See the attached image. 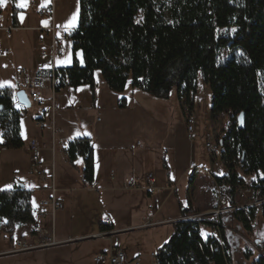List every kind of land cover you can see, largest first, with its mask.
<instances>
[{"label":"trees","instance_id":"trees-1","mask_svg":"<svg viewBox=\"0 0 264 264\" xmlns=\"http://www.w3.org/2000/svg\"><path fill=\"white\" fill-rule=\"evenodd\" d=\"M9 1L17 27L20 0ZM71 39L72 65L57 70L62 81L68 79L67 87L94 89L95 74L100 72L114 93H123L131 82L134 89L155 99L169 100L177 91L180 100L190 101L202 72L212 92L213 113L231 116L219 140L221 161L228 168L224 175L214 176L215 184L225 191L230 205L237 206L236 190L248 187L238 167L255 176L250 188L257 204L234 212L233 218L248 231L259 216L264 220V0H80L79 22ZM224 51L231 56L220 63ZM16 95L11 87L0 89V130L10 149L23 146L21 120L27 110L18 109ZM241 114L244 129L238 126ZM64 153L74 168L83 160V185L92 186V140L70 141ZM32 197V191L20 187L0 192V231L12 236L17 228L35 226ZM182 214L194 212L182 207ZM203 224L209 223L176 222L172 237L158 250L161 264H233L224 222L223 244L204 237ZM37 235L35 230L32 236ZM244 257L254 256L245 252ZM253 264H264V245Z\"/></svg>","mask_w":264,"mask_h":264},{"label":"crops","instance_id":"crops-1","mask_svg":"<svg viewBox=\"0 0 264 264\" xmlns=\"http://www.w3.org/2000/svg\"><path fill=\"white\" fill-rule=\"evenodd\" d=\"M48 1L20 0L17 5L26 4V7H17V27L13 24L10 1L7 0L5 8L0 11V24L5 27H15L16 30L13 32H19L13 43V33L11 37H6L3 33H0L3 44L12 50L11 56L0 59V71L17 70L14 74L16 86H11V88L17 93L24 91L29 100L30 89L27 78L20 76L19 71L26 69L31 75L36 74L46 78L49 77L51 70L50 62L40 60L41 39L46 42H49V39L36 31L37 28L50 27L52 24L51 21L41 19L37 14L38 7ZM57 4L56 11H58L59 18H56V27L58 35L64 37L71 34L78 25L68 32L66 21L61 18L62 8L66 3L60 0ZM74 7H78V12H80V0H74ZM29 40L33 41L39 49L38 59L31 54L30 50H27L28 45H30ZM67 44L70 45L72 52L71 43L65 42V54ZM65 54L57 60L58 68H67L72 65L73 55H71V59L66 60L64 59ZM18 61L28 63L29 67L23 66L15 69ZM95 78L94 89L90 86L66 87L61 93L56 94L54 104L51 100L50 83L47 80L44 81L41 93L46 100V106L41 108L33 102L35 105L33 111L29 113L27 108L24 112L21 120L23 146L20 149L5 147V141L0 130V141H2L0 142V192L11 190L14 187L32 191L34 212L38 210L43 201L53 196V186L56 189V198L63 202L64 206V200H70V198H67L70 193H78L75 199L70 200V203H75V201L85 197L82 195L87 192H98L102 205L108 212L105 218L112 221L115 230L116 219H118L116 212L119 210L130 211V222L136 223L133 228L145 226L150 219H156L160 224L174 225L183 216L182 207L191 208L194 212L193 216H202L209 213L212 204L215 203L213 196H215L216 184L212 175L213 172H204L194 165H189L177 180L172 179V165L168 161L166 162L165 159H161L164 151L167 154L174 153L175 135L178 133L176 130L179 129H170L168 124L155 116V108H158L159 105L153 101V97L134 89L131 82L130 85L127 84L123 93H114L109 89L100 72H96ZM122 99H124L122 102L123 107H120ZM18 109H22L21 105L18 106ZM40 115H44V119L48 124L54 125L56 129L54 136L53 129L50 127L45 129L37 127L34 117ZM84 137L90 138L94 146V183L99 185L97 190L92 188L94 184L88 187L83 185L81 173L83 165L82 167L78 165L80 161L83 164V160L79 159L76 162V168H74L64 153L67 143ZM31 141L49 146L47 150H43L41 153V165L48 176L46 181H41L34 173L35 167L31 161L29 150ZM53 145L54 149L52 150ZM157 155H159V166L156 168L158 174L154 178L155 186L163 189L170 184L173 188L162 191L158 196L147 193L149 196H155L154 200L151 201L154 208H149L141 201V194L146 188L142 186L148 185L146 177L151 175L149 171L155 163ZM177 161V159H174V162ZM210 162L212 163V161ZM160 163L170 174L167 181H165L164 175L160 176ZM211 165L213 170V164ZM198 172L202 174L200 175ZM185 177H188V182L184 184L183 193V196L186 195L187 197L186 201L179 196L181 181ZM125 179L137 182L143 190H124ZM189 183V188H186ZM79 184L82 185V188L78 187ZM9 185L11 186L10 189L8 188ZM83 204L84 201H82ZM60 213H57V215ZM50 220L52 224L47 227L46 225L50 224ZM223 220L228 230H230L232 222L239 225L233 215H226ZM57 227L56 230H58ZM203 227L208 229L206 225ZM42 229H53L57 236L55 218L52 219L49 216L44 220H36L35 226L17 228L15 233L19 230L22 235L17 238L12 237L8 249L0 251V256L9 254L8 252L11 251L16 240L26 238L23 241L30 242L36 237L32 236L33 232L37 230L39 234ZM103 229L100 220L98 232ZM67 239L69 238H60L59 240L64 241ZM101 242L106 246V249L104 248L101 253H105L109 249V243L106 241ZM125 251L129 259L136 257L131 256L130 250L126 249ZM59 255H62V253ZM8 256H11V260L7 264H43L42 259H47L39 250L9 254ZM56 256V254L49 256L51 258L50 263H58L61 258L58 259ZM148 258L150 259V256Z\"/></svg>","mask_w":264,"mask_h":264},{"label":"rangeland","instance_id":"rangeland-1","mask_svg":"<svg viewBox=\"0 0 264 264\" xmlns=\"http://www.w3.org/2000/svg\"><path fill=\"white\" fill-rule=\"evenodd\" d=\"M59 1L60 0H57V3ZM61 2L66 3L62 8L61 18L63 21H66L68 32H70L78 25L79 9L78 7H74V0H61ZM57 12L58 11H56V18H59ZM74 15H76V20L73 26V24H70L69 22ZM226 32L227 31H222L224 34ZM228 33L232 34L233 30H229ZM18 34L19 32L17 31L13 32L12 43L15 42ZM29 41L30 45H28L27 50H30L31 54L38 59L39 49L33 41ZM71 55V47L67 44L64 59H71ZM230 56L231 54L228 51H224L220 56V63H225ZM22 63L23 62L18 61L15 69L23 66L26 68L29 67L28 63ZM16 71L17 70L13 71L11 69L0 71V84L4 85L2 88L16 86V82L14 81V74ZM152 99H154L153 101L159 105L158 108H155V116H157L162 122L168 124L170 129H179L176 130L178 133L175 135L176 144L175 147H173V150H175L174 153L170 152V154H167L166 151H164L162 152L161 159H165L166 162L168 161L169 164L172 165V179L177 180L189 165H194L196 168H199L204 172H213V178L217 175H224L227 172L228 167L221 161V157H218L217 159V162H219V168H214V170H212V163L210 162L211 156L206 150V144L219 142L224 132L228 129L231 116L226 113H213L212 92L209 85L205 82L202 72H199L197 75L196 91L192 95L190 101L186 99L183 101L180 100L177 91H174L171 94L169 100ZM34 107L35 105L32 102V106L29 108L28 112L30 113L33 111ZM189 120H191L190 126L193 129L191 135L188 133ZM157 156L155 163L151 166L152 168L149 171L154 178L157 176L156 174H158L156 168L159 166V155ZM174 159H177L178 161L174 162ZM78 165L82 167L83 164L80 161ZM160 167V176L164 175V179L167 181L170 174L163 168L161 163ZM198 173L200 175L202 174L201 172ZM238 173L245 179L248 187H250V185L256 180L255 176L245 175L239 167ZM187 179L188 177L182 179L183 181H181L179 189V196L184 201L187 200L186 195L183 196L184 184L188 182ZM78 187L82 188V185L79 184ZM142 187L145 188L147 185H143ZM158 194L160 195V193ZM158 194L156 195L158 196ZM77 196L78 193L73 192L68 194L67 198H70L71 200L75 199ZM82 196L85 197L75 201V203H70L69 199H65L64 210L55 217V230L56 226H58V230H56L57 237L59 239L71 238L75 240V242L39 250L41 254L47 257V259L42 257L43 264H53L50 263L51 258H49V256L55 254L58 259L61 258L57 264H94L93 260L104 250V248L106 249V246L100 240H90L87 239V237L98 233L99 221L105 218V216L108 215V212L102 205L98 192H87ZM154 197L155 196H149L146 191H143L141 194V201L146 207L154 208V204L151 202L154 200ZM213 197L215 198V203L214 205L212 204L211 210L216 206V196ZM82 201H84L83 205ZM233 202L235 205L237 204V206H245L249 202L252 206L257 204L254 202L252 195L247 198L235 196ZM116 214L118 218L116 219V231H120V233L117 237H114L115 239L113 238L115 245L122 249L126 248L130 250L129 252L131 253V256L144 257L143 264H152V261L148 256L152 253H156L169 241L174 233L173 225L160 224L158 220L150 219V226L146 227L143 225V227L133 228L136 223L130 222V211L119 210ZM206 215L207 214L202 215L199 219L204 221L206 219L205 217H207ZM227 215H233V213ZM222 222H224L223 219ZM51 224L50 220V224L46 226L50 227ZM231 225V231L226 227L225 228L231 246L233 264H253L262 253V247L264 245V220L259 216L252 224V231L246 230L241 224L237 225L232 222ZM208 231L209 230L205 227L201 229L204 237L208 235ZM21 235L22 232L19 230L12 236L0 231V251L8 249L12 237L17 238ZM82 238H84V240ZM245 252H251L254 257L250 260L244 259ZM61 253L62 255H59ZM8 255L9 254L0 256V264H7L11 260V256Z\"/></svg>","mask_w":264,"mask_h":264},{"label":"built area","instance_id":"built-area-1","mask_svg":"<svg viewBox=\"0 0 264 264\" xmlns=\"http://www.w3.org/2000/svg\"><path fill=\"white\" fill-rule=\"evenodd\" d=\"M27 1H40V0H27ZM56 4L57 0H49L45 4H41L38 7L37 14L41 19H46L51 21L50 27H40L37 28L36 31L40 32L46 38L49 39V42H46L44 39H41L42 49L40 51V60L43 62H50L51 70L49 77H43L40 75H31L26 69H21L19 71L20 76L26 77L28 82V87L30 89V100L34 102L38 107L44 108L46 106V100L43 98L41 93V88L44 81H48L50 83L51 90V100L54 104L55 96L58 93H61L68 85V79L65 78L64 81L61 80L57 74V60L64 56L65 54V42H70L73 45V40L71 39V34L65 35L64 37H60L58 35L57 27H56ZM5 8V4H0V11H3ZM16 30L15 27H5L0 24V33H3L6 37H11L13 31ZM12 55V50L5 46L0 38V59L6 58ZM34 122L40 129H45L50 127L53 129V136L56 133V129L53 124H48L44 115L34 117ZM191 120L188 121V133L191 135L193 129L190 126ZM49 146L47 144L40 145L36 141H31L29 143V150L31 154V161L35 167L34 173L41 180L46 181L48 176L46 172L43 170L41 165V153L43 150H47ZM54 149V145L51 148ZM206 150L211 156V161L214 168H219V162H217L218 157H221L222 146L220 142H216L214 144L207 143ZM1 155V149H0ZM219 176V175H217ZM54 180V179H53ZM147 187L144 189L147 193L151 195H155L161 193L164 190H171L173 187L168 184L165 188L160 189L155 186V180L152 175L146 177ZM190 183L186 185V188H189ZM93 189L97 190L99 185L94 183ZM124 190H143V188L135 181L130 179H125ZM53 196L45 201H43L38 210L35 212V219L40 221L44 220L47 217L55 218L57 213L64 210L65 206L63 202L56 198L55 193L56 189L53 186ZM253 193L250 187L238 188L236 190V195L240 197L247 198L251 196ZM215 196H216V206L213 210L207 213V217L204 220L209 224H205L208 227L209 233L207 237L211 240L220 241L223 244L221 238V230L223 228L222 219L227 214L234 213L236 211H245L248 207H251V203L249 202L245 206H231L229 202V198L226 195L225 191L216 185L215 188ZM202 216H182L178 221H186V220H199ZM176 221V222H178ZM2 219L0 218V228L2 227ZM101 225L104 227L103 230L98 233L87 237L90 240H100L106 241L109 243V249L105 253L99 254L94 260V264H143V257L138 256L133 259H129L127 252L114 243V237L120 233V231H116L113 227V223L109 218H103L101 220ZM145 226H150V223L145 224ZM204 226V224L202 225ZM84 240V238H82ZM81 240V239H80ZM75 240L69 238L67 240L61 241L55 235L54 230L42 229L38 236L32 239L30 242H26L23 240H16L13 248L11 249L9 254H19L26 253L35 250L47 249L57 247L62 244L73 243ZM150 259L152 264H161V260L159 257L158 251L156 253H152L150 255Z\"/></svg>","mask_w":264,"mask_h":264},{"label":"water","instance_id":"water-1","mask_svg":"<svg viewBox=\"0 0 264 264\" xmlns=\"http://www.w3.org/2000/svg\"><path fill=\"white\" fill-rule=\"evenodd\" d=\"M17 101L18 103L25 108H30L32 106L31 101L29 100L28 95L24 91H20L17 93ZM238 126L240 129H244L245 126V114H241L238 117Z\"/></svg>","mask_w":264,"mask_h":264},{"label":"snow or ice","instance_id":"snow-or-ice-1","mask_svg":"<svg viewBox=\"0 0 264 264\" xmlns=\"http://www.w3.org/2000/svg\"><path fill=\"white\" fill-rule=\"evenodd\" d=\"M6 2H7V0H0V4H6ZM21 6L26 7V4H24V5H17V7H21ZM77 14H78V13H77ZM75 20H76V15H74V16L72 17V19H71V21H70L69 23H70V24H73V26H74V22H75ZM2 87H4V85H3V84H0V88H2ZM0 142H2V141H0ZM8 188L10 189L11 186L9 185Z\"/></svg>","mask_w":264,"mask_h":264}]
</instances>
